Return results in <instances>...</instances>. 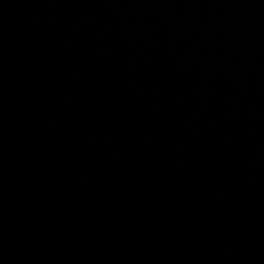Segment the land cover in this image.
Here are the masks:
<instances>
[{"label": "water", "instance_id": "95a60500", "mask_svg": "<svg viewBox=\"0 0 264 264\" xmlns=\"http://www.w3.org/2000/svg\"><path fill=\"white\" fill-rule=\"evenodd\" d=\"M0 264H264V0H0Z\"/></svg>", "mask_w": 264, "mask_h": 264}]
</instances>
